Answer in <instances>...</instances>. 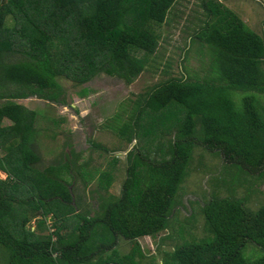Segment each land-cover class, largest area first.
<instances>
[{"label": "trees", "instance_id": "trees-1", "mask_svg": "<svg viewBox=\"0 0 264 264\" xmlns=\"http://www.w3.org/2000/svg\"><path fill=\"white\" fill-rule=\"evenodd\" d=\"M176 2L0 0V173L7 176L0 179V264H144L136 261L144 260L139 240L173 228L196 151L221 160L227 178L236 180H229L232 193L238 186L258 193L264 184V38L220 0H202L203 20L188 37L180 78L152 86L114 132L138 144L118 196L110 194L117 181L112 173L119 171L114 162L108 170L79 173L81 181L99 180L95 214L82 213L74 155L42 167L39 115L19 102L68 106L62 80L82 87L105 75L131 86L156 55ZM190 49L209 62L200 80L183 68ZM80 160L79 170L90 168ZM250 199L212 197L200 210L204 238L179 224L176 233L189 239L163 253L162 264H264V200L253 211ZM195 222L194 215L190 226ZM120 240L132 244L129 255L120 256Z\"/></svg>", "mask_w": 264, "mask_h": 264}, {"label": "rangeland", "instance_id": "rangeland-1", "mask_svg": "<svg viewBox=\"0 0 264 264\" xmlns=\"http://www.w3.org/2000/svg\"><path fill=\"white\" fill-rule=\"evenodd\" d=\"M201 2L202 0H177L162 28L156 55L145 72L131 86L105 75L97 76L82 87L62 80L60 83L66 92L68 106L49 104L37 99L19 102L20 105L39 115L37 129L42 136L40 141H42L43 169L63 164L65 159L62 156L67 154L74 155L76 158L73 159L74 162L78 161L77 166L72 170L78 178L75 188L79 190L77 195L82 197L80 203L82 213L95 214L98 211L101 204L100 183L99 180L81 181L79 173L84 175L93 173L97 169L108 170L109 163L114 162L119 166V171L112 173L117 181L113 183L110 194L114 196L120 194L128 166V155L138 144L127 143L114 132L119 131L123 123L130 121L133 107L152 86L167 78H180L179 67L182 64L180 59L188 37L203 20ZM220 2L246 23L251 31L264 38V0H220ZM207 64H209L207 59L201 58L194 49H190L183 68H187L191 73H198V76L192 78L200 80L205 75L203 73L200 75V72L206 71ZM83 90L88 91V94L81 97ZM52 136H55V140L50 139ZM98 147L105 148L108 152L105 153ZM4 156L5 154L0 152V157ZM82 157L90 167L86 168V171L78 169L83 164L80 160H83ZM223 168L224 165L219 158L202 151L195 152L194 162L179 195L178 207L173 217V228L157 239L139 240L144 260L137 256V262L148 264L154 260L156 264H162L163 253L174 252L178 245L189 239L185 234L186 239H180V235L176 233L179 224L188 225L195 236L199 239L204 238V220L200 210L214 196L221 199L250 197L248 207L253 211L262 205L264 184L258 187L257 194L249 186L235 187L236 192L232 193L229 190V180H236L232 175L227 178V172L223 171ZM0 179L6 181L7 176L0 173ZM194 215L197 223L190 226L191 217ZM47 221L50 223L51 218ZM51 225L52 222L49 226ZM30 227L36 230L37 221H34ZM169 237L173 239L167 240L166 238ZM118 252L122 257L129 255L132 252V244L120 240Z\"/></svg>", "mask_w": 264, "mask_h": 264}]
</instances>
